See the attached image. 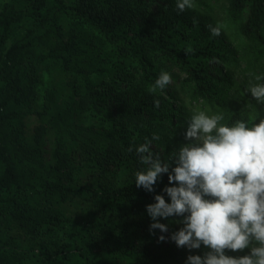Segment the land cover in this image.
Returning <instances> with one entry per match:
<instances>
[{"label": "trees", "instance_id": "16d2710c", "mask_svg": "<svg viewBox=\"0 0 264 264\" xmlns=\"http://www.w3.org/2000/svg\"><path fill=\"white\" fill-rule=\"evenodd\" d=\"M161 1L157 11L152 0L0 5V264H168L178 255L157 241L159 229L150 233L146 210L158 194L170 203L163 189L173 185L163 174L154 192L137 188L133 172L144 165L135 147L156 133L152 144L169 156L189 119L180 108L227 109L233 82L210 63L228 56L193 20L224 10L262 62L264 0H194L183 12L176 0ZM162 71L173 82L152 94ZM248 86L234 95L264 119ZM182 219L160 218L163 234L179 231Z\"/></svg>", "mask_w": 264, "mask_h": 264}, {"label": "clouds", "instance_id": "9594fccd", "mask_svg": "<svg viewBox=\"0 0 264 264\" xmlns=\"http://www.w3.org/2000/svg\"><path fill=\"white\" fill-rule=\"evenodd\" d=\"M179 12L194 9V0H176ZM193 23H198L193 20ZM212 37L222 34V25H206ZM184 52H194L188 46ZM260 76L250 78L248 91L259 103H264V83ZM173 82L167 71H162L148 89L156 94ZM156 108L160 101L154 100ZM225 115H208L194 112L187 123L185 140L179 150L170 153L167 160L151 150L153 140L160 136L153 133L151 139L135 147L139 161L145 167L135 173L137 188L149 193L163 174L169 184L163 191L170 197L155 195V203L146 206L153 223L149 231L155 234L169 231L160 218L183 217L184 226L171 235L179 248L209 251L201 255H189L186 264H264V119L259 123L240 119L234 124L223 123ZM129 152L133 147L128 148ZM175 165V166H173ZM166 240L164 235L159 237ZM243 256H230L226 250L242 252Z\"/></svg>", "mask_w": 264, "mask_h": 264}, {"label": "rangeland", "instance_id": "374dc122", "mask_svg": "<svg viewBox=\"0 0 264 264\" xmlns=\"http://www.w3.org/2000/svg\"><path fill=\"white\" fill-rule=\"evenodd\" d=\"M9 0H0V5H3ZM153 3H155L152 6V9L154 11L159 10V3H161L163 6V2L161 0H152ZM198 23H195L197 28L201 27L203 28V31L206 36L212 37L211 33L209 32L208 28L206 25L208 24H213L215 25L216 23H220L222 25V34L219 37H214L217 43V47L221 54H224L226 57L228 56V59L225 62H222L220 64H213L210 63V70L213 72L214 76L217 77H228V80L233 82V88L232 91L229 95L228 98V106L227 109L223 110H212L210 108H204L197 104V105H191L187 106L188 109L184 110L183 108H180V111H187L188 113V121L190 120L191 116L193 115L194 112L197 111H204L208 115H213L217 113H223L225 115V120L223 123L226 121L227 117L233 113H238L243 115L246 120H251L252 123H259V119L256 115V112L247 104L244 102L240 101L239 99L236 98L234 95V87L239 83L242 82H247L249 84L250 78L254 80L255 76H260L262 72L264 71V61L262 62H256L254 59V55L252 52V48H250V42L242 37L238 32H236V27L234 26L235 24L230 21V18L227 17V14L225 13L224 10L220 8L214 9V11L209 12L208 19L200 22L197 20ZM205 37V36H204ZM33 122V123H32ZM30 122L31 126H34L36 124L34 121ZM173 124L177 127L181 126L180 121L178 119H173ZM186 124V122H185ZM187 127L182 129V126L180 128V131H178L176 135V139L174 142H180L177 143L179 145V148L185 144L188 143V141L185 140V133H186ZM170 131L174 134V128L170 129ZM172 134V135H173ZM174 140V138H173ZM49 150V147H46ZM178 148V150H179ZM51 149V148H50ZM151 150L154 154H159L161 159L167 160L168 156L166 155L165 150L161 146H156V145H151ZM177 150V151H178ZM46 156H49V153L46 154ZM175 166V165H173ZM145 166H140V167H135L133 174L139 170H142ZM168 178V174H164ZM160 235H164L166 237V240L162 242V244L166 247H172V249H176V252L178 255L176 256L175 259H173L170 263L168 264H186L187 257L189 255H198L199 252H201L200 249H193V250H188L187 248H179L171 240V235L169 234H163L161 232ZM159 239H157L158 241ZM250 251V249H247ZM228 253L231 252L230 256H240L241 252H232L227 250Z\"/></svg>", "mask_w": 264, "mask_h": 264}]
</instances>
